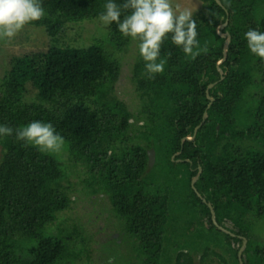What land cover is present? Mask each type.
Listing matches in <instances>:
<instances>
[{
  "label": "trees",
  "instance_id": "16d2710c",
  "mask_svg": "<svg viewBox=\"0 0 264 264\" xmlns=\"http://www.w3.org/2000/svg\"><path fill=\"white\" fill-rule=\"evenodd\" d=\"M200 1L192 16L198 55L186 56L169 34L160 55L165 71L148 79L137 51L135 112L112 95L120 64L105 46L58 45L66 24L98 19L107 0H42L45 18L27 25L43 27L55 45L15 58L0 80V125L51 122L70 162L87 169L88 194L107 197L132 238L130 261L105 256L100 264H239L242 238L243 264H264L262 236L253 230L264 223V60L245 39L249 29L264 32V0ZM226 19L221 33L230 44L221 79L216 64L224 40L217 27ZM108 30L107 46L123 51L132 38L116 23ZM210 84L207 118L192 141L181 142L201 123ZM0 147V264H76L82 255L93 264L90 234L60 221L72 202L61 185L62 163L15 133L0 136ZM200 198L233 236L213 224Z\"/></svg>",
  "mask_w": 264,
  "mask_h": 264
},
{
  "label": "clouds",
  "instance_id": "9594fccd",
  "mask_svg": "<svg viewBox=\"0 0 264 264\" xmlns=\"http://www.w3.org/2000/svg\"><path fill=\"white\" fill-rule=\"evenodd\" d=\"M129 14L123 15L122 13ZM46 16L42 0H0V42L11 41L23 27ZM190 10L174 11L170 0H124L117 4L107 0L99 21L105 26L116 23L123 37L139 40V55L145 62V75L154 79L165 71L166 61L160 59L161 46L171 34L173 45L188 55H198L199 47L196 22ZM250 53L264 60V32L249 29L245 33ZM171 53H169V56ZM25 146H32L42 153L60 152L65 140L51 122L33 120L13 129L0 125V136H12Z\"/></svg>",
  "mask_w": 264,
  "mask_h": 264
},
{
  "label": "rangeland",
  "instance_id": "374dc122",
  "mask_svg": "<svg viewBox=\"0 0 264 264\" xmlns=\"http://www.w3.org/2000/svg\"><path fill=\"white\" fill-rule=\"evenodd\" d=\"M170 3L172 4L174 11H177V13L187 9L193 14L202 6L200 0H170ZM108 31V26L102 24L99 19L84 20L79 23H68L65 25L63 37L59 40L58 45L63 47H87L93 44L105 46V49L108 52H111L120 64L119 76L113 85L114 90H112V95L118 100L123 101L130 112H135L139 110L141 106V101L135 90V81L132 80L133 66L137 60V51H139V42L131 39L123 51H118L107 46ZM54 43L55 42L46 34L43 27H33L28 25H25L11 41L0 42V80L3 77L4 72L9 68L12 60L19 58L24 54L45 51L49 46L55 45ZM32 97L33 91L30 90L27 94V99L29 100ZM50 153L62 163L64 181H61V185L66 189L72 200L70 204L71 209L60 214L62 217L60 221L64 224L66 230H70L74 224H80L83 227L82 229L84 233L88 235V233L91 232L92 237H94L88 224L91 215H93L90 213L91 204L94 205L96 201L100 200V204L102 203V205H104L106 202L105 196L88 194V189L82 182L83 179L88 178V171L80 163L74 164V162H70L68 153L65 150V145L60 152ZM1 154L0 147V160ZM162 157H164V154L161 156L158 155V159H161ZM172 158L173 157H171V159ZM52 227H49L48 229H51ZM253 230L256 235L262 236L260 241L262 245H264V223L261 221L257 222ZM195 244L197 243L195 242ZM197 246H201V244L198 243ZM89 248L91 249L90 259L92 263L100 264V261L105 258V251L101 249L102 252L99 248H94L93 243L90 244ZM94 250L96 252H94ZM117 256L120 257V254ZM81 258H83V260L76 264H87L83 255Z\"/></svg>",
  "mask_w": 264,
  "mask_h": 264
},
{
  "label": "flooded vegetation",
  "instance_id": "af4514ba",
  "mask_svg": "<svg viewBox=\"0 0 264 264\" xmlns=\"http://www.w3.org/2000/svg\"><path fill=\"white\" fill-rule=\"evenodd\" d=\"M130 121L132 122V120ZM102 195L103 194H99V196ZM200 199L202 201L203 198ZM105 200L106 202L104 205H102V203L100 204V200L96 201L94 205L91 204L90 213L93 215H91L88 224L94 237H92L90 232L89 234H91L92 237L90 238L92 242L94 241V248H99V250L103 249L105 251V256L108 257L109 262L112 261V258L120 254V258H124L125 263H127V261L131 260V257L135 256L132 247L133 243L131 241L132 238L124 229L125 227L122 221H119L114 215L109 199L105 197ZM204 203L206 204V202ZM197 261L198 259L195 260V263ZM196 264H198V262Z\"/></svg>",
  "mask_w": 264,
  "mask_h": 264
},
{
  "label": "water",
  "instance_id": "95a60500",
  "mask_svg": "<svg viewBox=\"0 0 264 264\" xmlns=\"http://www.w3.org/2000/svg\"><path fill=\"white\" fill-rule=\"evenodd\" d=\"M214 1H215L218 5H221V3H220L219 0H214ZM226 25H227V19L217 27V34H218V35L224 40L223 47H222V58H221V59L217 62V64H216V66H217V71H218V73L220 74L221 79L223 78V76H222V75H223V72H222V70L219 68V66H220L221 63H223V62L225 61L226 56H227L228 47H229V44H230V35H229L227 32L221 33V30L224 29V27H225ZM213 86H214V84H210V85H208V87H207V89H206V95H207V99L209 100V103H208V105H207V107H206V109H205V111H204V113H203L201 123H200L197 127H195V129H194L193 134H192L191 137H185V138H183V139L181 140V142H184V141H192V140L194 139V137H195V135H196L198 129L201 127V125L204 123L205 119L207 118V112H206V111H207V109L210 107L211 103H212L213 100H214L212 97L208 96V90H209L210 88H212ZM178 154H179V152L176 153L175 155H178ZM147 155H148V165H149V167H151V166H152V163L154 162V151H153V149H149V150L147 151ZM175 155H174V156H175ZM198 169H199V171H198L197 175L194 176V177L192 178V180H191V186L193 187V189H194V184H195V182L198 180V177H199L200 172H201V169H200V168H198ZM194 190H195V189H194ZM197 195L200 196L198 193H197ZM202 201L205 202L204 199H202ZM206 205H207V206L209 207V209H210V212H211V219H212L213 224H214L215 226H217V227L219 228V230H221L222 232H224V233H226V234H229V235L233 236V234L230 233L229 230H228V229H230L229 226H227V229H225V228H223V227L217 225V223H216V221H215V215H214V212H213V209H212L211 205H210L209 203H206ZM245 244H246V240H245L244 238H242V245H241V247H240V249H239V251H238V254H237L239 264H243V261L245 260V258L242 256V252H243V250H244V248H245Z\"/></svg>",
  "mask_w": 264,
  "mask_h": 264
}]
</instances>
